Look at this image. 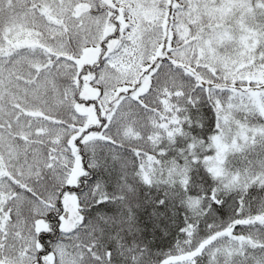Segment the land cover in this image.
<instances>
[{
    "label": "snow or ice",
    "instance_id": "6c2138e0",
    "mask_svg": "<svg viewBox=\"0 0 264 264\" xmlns=\"http://www.w3.org/2000/svg\"><path fill=\"white\" fill-rule=\"evenodd\" d=\"M0 264H264V0H0Z\"/></svg>",
    "mask_w": 264,
    "mask_h": 264
}]
</instances>
